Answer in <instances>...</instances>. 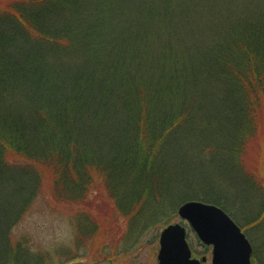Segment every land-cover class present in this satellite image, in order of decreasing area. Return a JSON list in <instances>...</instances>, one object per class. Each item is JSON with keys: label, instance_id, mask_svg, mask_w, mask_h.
Masks as SVG:
<instances>
[{"label": "trees", "instance_id": "16d2710c", "mask_svg": "<svg viewBox=\"0 0 264 264\" xmlns=\"http://www.w3.org/2000/svg\"><path fill=\"white\" fill-rule=\"evenodd\" d=\"M180 7L174 0H11L0 11V197L11 177H21L17 169L57 187L59 177L77 175V184L65 181L56 192L76 205L95 178L113 202L116 187L133 177L157 188L159 158L195 101H216L209 93L220 85L227 102L264 95V17L259 25L242 11L225 18L232 24L202 25ZM174 107L181 113L171 122ZM255 107L242 125H255L249 136L240 129L234 136L238 162L261 126ZM17 156L30 167L11 162ZM145 199L137 193L131 213Z\"/></svg>", "mask_w": 264, "mask_h": 264}, {"label": "rangeland", "instance_id": "374dc122", "mask_svg": "<svg viewBox=\"0 0 264 264\" xmlns=\"http://www.w3.org/2000/svg\"><path fill=\"white\" fill-rule=\"evenodd\" d=\"M10 2L0 0V11ZM174 2L190 12V18L193 13L202 25L232 24L225 18L236 17L233 13L242 11H248L255 22L260 21L256 20L258 17H264V0ZM214 94L209 93L217 97L215 103L209 102L211 99L195 101V106L189 108L191 117L169 136L159 158L158 172L163 177L160 175L157 188L149 181L133 177L116 187L117 202H113L103 181L95 178L82 204L76 205L63 202L56 197V192L65 181L67 187L77 184L81 180L77 175L71 180L59 177L57 187L51 178L33 182L25 178L23 169H17L15 174L21 177H11L0 197V264H158L161 232L170 225H185L178 211L189 201L217 207L229 215L253 246V264H261L264 261V180L257 173L264 167V95L256 93L247 103L235 97L227 102L221 85ZM209 105L219 108L215 110V106ZM254 106L260 110L256 121L261 126L253 136L246 157L238 162L234 157L240 141L234 136L239 129L249 136L250 126L255 125L248 121L250 126L246 130L242 125ZM172 113L171 122L181 112L174 107ZM235 122L240 123L239 128ZM10 159L26 165L21 168L30 167L25 158ZM168 184L172 187L167 189ZM79 190L74 187L72 191L76 197H80ZM137 193L147 199L139 210L131 213ZM187 231L193 257L199 260L206 257V264H212V248L204 246L190 227Z\"/></svg>", "mask_w": 264, "mask_h": 264}, {"label": "water", "instance_id": "95a60500", "mask_svg": "<svg viewBox=\"0 0 264 264\" xmlns=\"http://www.w3.org/2000/svg\"><path fill=\"white\" fill-rule=\"evenodd\" d=\"M179 216L187 220L200 240L213 246V264H251L253 249L234 221L221 209L191 202L179 209ZM186 230L171 225L161 234L159 264H204L193 260L187 243Z\"/></svg>", "mask_w": 264, "mask_h": 264}]
</instances>
